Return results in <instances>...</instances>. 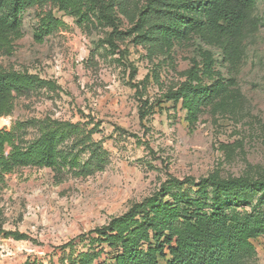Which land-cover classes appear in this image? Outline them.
I'll use <instances>...</instances> for the list:
<instances>
[{
    "label": "rangeland",
    "instance_id": "1",
    "mask_svg": "<svg viewBox=\"0 0 264 264\" xmlns=\"http://www.w3.org/2000/svg\"><path fill=\"white\" fill-rule=\"evenodd\" d=\"M146 1L132 0L129 14L115 11L123 32L117 47L107 41L111 27L96 15L80 18L50 3L23 11V36L12 54L0 55V66L37 74L55 88L34 86L16 96L0 128L27 144L44 120L69 121L79 127L78 139H89L82 144L75 136L59 145L76 166L28 165L4 174L0 264H70L90 249L99 253L97 263L111 264L114 250L91 231L112 217L156 194L162 201L183 194L210 207L211 188L204 197L197 192L210 174L264 177V0L256 1L258 28L242 42L232 68L195 36L162 52L137 37ZM48 11L62 24L37 40ZM193 65L202 84L220 80L226 92L198 105L190 119L181 100L165 96ZM205 68L214 77L203 74ZM233 198V209L264 213L261 192L239 190ZM251 243L238 264H264V229Z\"/></svg>",
    "mask_w": 264,
    "mask_h": 264
},
{
    "label": "trees",
    "instance_id": "2",
    "mask_svg": "<svg viewBox=\"0 0 264 264\" xmlns=\"http://www.w3.org/2000/svg\"><path fill=\"white\" fill-rule=\"evenodd\" d=\"M131 1L0 0V55L12 54L15 41L23 36V11L47 3L80 18L96 15L111 27L107 41L117 47L115 40L123 32L118 29L115 11L129 14ZM256 1L147 0L138 14L136 36L161 52L174 40L195 36L217 48L221 62L232 68L241 58L242 42L258 28L253 15ZM61 24L48 11L38 22L35 39H42ZM197 71L198 67L193 65L187 79L165 96L181 100L190 119L195 118L198 105L209 104L214 96L226 92L220 80L211 87L202 84ZM203 74L212 78L215 73L205 68ZM34 86L55 88L53 82L37 74L0 66V117L10 114L16 96ZM75 136L80 137V129L69 121L44 120L39 135L27 144H21L12 130L0 128V182L4 174L23 166H76L75 158L59 149L61 143ZM88 139L84 136L78 140L83 144ZM202 181L197 192L204 197L207 188H211L214 196L210 207L203 199L190 200L183 194L175 195L172 201L159 200L156 194L93 229L91 233L114 250L111 264H238L243 255L253 250L251 239L264 229V213H242L230 203L237 200L233 196L239 190L264 194V177L222 178L210 174ZM174 182L180 183L177 179ZM221 194L226 197L224 203ZM99 258V253L90 249L80 252L70 264H102L96 262Z\"/></svg>",
    "mask_w": 264,
    "mask_h": 264
}]
</instances>
